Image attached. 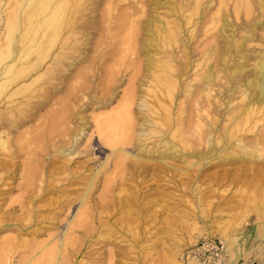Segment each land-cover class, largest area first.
<instances>
[{"label": "rangeland", "instance_id": "rangeland-1", "mask_svg": "<svg viewBox=\"0 0 264 264\" xmlns=\"http://www.w3.org/2000/svg\"><path fill=\"white\" fill-rule=\"evenodd\" d=\"M20 1L0 0V38L4 11ZM160 1L164 3L81 1L77 35L70 40L74 45L63 52L68 56L65 68L85 72V90L73 96L71 124L60 129L55 142L46 143L54 161L44 166L46 193H35L33 202L28 201L16 186L21 168L14 174L15 166L0 167V264H26L62 236L66 216L71 217V207L79 204L89 177L98 171L90 191L91 217L65 248L59 245L39 264H186V253L204 237L202 230L235 238L232 246L227 242L230 254L223 264H264V96L254 88L255 70L264 55V6L251 0L249 16L242 5L245 0H224L229 14L225 23L224 14L220 19L218 13L221 0ZM197 1L201 9L193 18L189 8ZM40 10L38 3L27 10L25 27L32 26ZM122 15L129 18L124 27ZM207 69L214 78H207ZM42 78L28 93L0 95V137L12 147L25 129H16L13 120L30 101L45 99L47 76ZM37 89L41 94L34 92ZM31 94L34 98L28 97ZM50 108L41 113L47 115ZM117 112L126 130L124 146L132 157L113 173L118 155L106 161L107 150L95 134L98 123ZM237 117L239 124L228 137L227 129ZM198 124L203 128L200 137ZM91 133L95 134L90 138ZM60 146L66 150L55 153ZM233 149L248 158L230 155ZM0 159H9L1 148ZM112 174L113 189L104 194L102 183ZM13 185L12 192L4 193ZM64 199H74L70 208L54 212Z\"/></svg>", "mask_w": 264, "mask_h": 264}, {"label": "bare ground", "instance_id": "bare-ground-1", "mask_svg": "<svg viewBox=\"0 0 264 264\" xmlns=\"http://www.w3.org/2000/svg\"><path fill=\"white\" fill-rule=\"evenodd\" d=\"M81 1L82 0H21L17 4V6L12 7V9H10L9 11H8V7H7V9L4 11V13H6L5 14L6 18L2 19L4 31L1 32L2 36L0 38V66H1V68H3V71H1V74H3V78H0V95L2 93H4L7 97L11 98L12 96L17 95L19 93H22V94L28 93L30 90L33 89L32 85L36 87V82L39 79H41L43 76H47V79H45V83L48 85L46 88V92L44 91V94L45 93L46 94H45V96H43V97H45V99L44 100L39 99L36 101L34 100L33 102L30 101L31 103L29 102L27 104V106L25 105L26 106L25 108L21 109L20 117L17 120H13V124H14V127L16 129L25 128L19 132V135L16 138L17 141H16L15 145L12 147L9 144L8 139L2 140V138L0 137V148L4 150V154H6L7 157L9 158V159H0V167L2 166L3 168H5L6 166H12V167L15 166L12 170L15 172L14 174H18L17 170H19L21 168L19 171L20 172L19 178L21 181L16 186L18 187L19 191H21V193L23 194L22 196H25L24 194H27L28 201H30V202H33L35 193H37L39 196L41 194L46 193V191H47L46 177H45L46 174L44 173L45 172L44 166H48L49 163L51 161H53V157L51 156V153L48 152V150H46V148H45L46 143L49 141L55 142L56 140L54 138L56 137V135L57 136L59 135L58 132L60 131V129L63 128L67 123H70L69 121L73 120V119L69 120V117L71 116V113L73 112V110L71 111V109H72L71 102L75 101L73 96L75 95L76 91L80 92V91L85 90L84 85L82 83L83 81L81 80L82 78H84L85 72L84 71L83 72L82 71H75L74 72V69H72L70 67L65 68L67 65L68 56L66 57V52H63V49H69L70 45H74V44H72V42H70V40H74V38L77 35V29L76 28H77L79 13L81 12V8L79 7L81 4ZM259 1L261 2V5L263 7L264 6V0H259ZM156 2L157 3H161V2L164 3L163 1H160V0H156ZM5 3H6V1H5ZM35 3L40 4V7L42 10H40L41 12L38 13L37 17L35 18V21L34 22L32 21L33 22L32 26L27 28L29 25L27 27H25L26 25H25L23 19L25 18L26 13H28L27 10ZM235 4H233V7ZM242 5H243V8L245 10V13L250 16L252 9H253L251 0H245L242 3ZM189 9L191 11V15L194 18L195 14H197L199 12V10L201 9L200 2L197 1L193 5V7H190ZM123 11H124V9H123ZM124 12H126V11H124ZM44 13H45V15H43ZM128 13L130 14V12H128ZM128 13H127V16L129 15ZM218 13H219V15H221L220 19L223 18L222 15L224 14L223 20L225 21V23H227L229 14L226 11L224 0H221V2H220V5L218 7ZM139 15L140 14H138L137 17H139ZM103 16H104V14H103ZM127 16H125V15L121 16L120 27H124L125 24L127 23V18H128ZM129 16H131V14ZM192 16H190V17H192ZM28 17H29V15H28ZM150 18H152V17H150ZM128 27H129V25H128ZM132 27L135 30V26L133 25ZM124 32H126V31H124ZM120 34H121V30H120ZM126 38L127 37H125V39ZM134 38H135V36H134ZM25 39L26 40L28 39V41H26ZM121 41H122V39H121ZM134 41H136V40H134ZM149 43H151V42H149ZM124 44L125 43H123V45ZM131 45H132V43H131ZM120 49H121V47H120ZM130 50H131V48H130ZM225 50H224V52H225ZM122 51L125 52L126 49H123ZM80 55H81V53H80ZM120 56H122V55H120ZM120 59H122V57H120ZM71 65H73V64H71ZM134 65H136V64H134ZM56 66H59L60 68L58 69ZM43 68H44V71H41V70H43ZM110 68H111V66H110ZM146 68H147V66H146ZM137 69H138V67H137ZM236 69H237V67H236ZM236 69H234V70H236ZM237 70L234 72H237ZM90 71H92V69ZM255 72H256V75H255V80H254L255 81V87L254 88L258 89V92L261 94V96L262 95L264 96V55L262 56V58L258 62L257 70H255ZM204 74L206 75V73H204ZM109 77H111V76H109ZM214 77H215V73L213 71H209L207 78L211 79ZM66 89H67V91H66L67 95L59 98L58 95H60L61 92H63V90L65 91ZM132 90H133V88H132ZM34 92L36 94H41L40 89H37ZM34 96H35L34 94H31L28 97L34 98ZM128 97H130V96H128ZM54 105H57V107L54 108L53 107ZM48 106H50L52 108H50L47 111V113H48L47 115H43L41 112L44 111ZM77 108H78V106H77ZM116 109L118 111V108H116ZM131 111H132L131 110V103H128L127 104V112H128L127 118H128V120H130V122H131V117H130ZM42 117H44V119L42 121H39L40 118H42ZM122 118L123 117L121 116L120 112H117L115 114V116L112 115V116L107 117L103 124L98 123V126H97L98 132L96 134L94 133L95 136L99 139V141L103 145L104 150L105 151L107 150V152H106L107 154L105 155L106 161L109 160V157L113 153H117L116 155H118V160L115 163V167L112 171L113 173L116 172L117 168H120L122 165L124 166L126 159L129 156L132 157V155L129 154V152L126 150V148L124 146V144L126 143L125 138H124L126 130H125V126L122 123L123 122ZM36 121L37 122L39 121L37 123L36 127H33V126L28 127V125L30 123L32 124ZM131 124H127V143L129 141L128 132L131 129ZM238 124L239 123H238V117H237L234 119V121L231 123V125H229V128L227 129L226 135L228 137L234 133L233 132L234 127H237ZM83 127H81V128H83ZM196 130L198 133L197 137H200L201 133L203 131L202 125L198 124L196 126ZM94 134L91 133L90 138L92 136H94ZM73 137H75V136H73ZM6 138H7V135H6ZM73 139H75V141H77V138H73ZM189 140H191V139H189ZM189 142L192 143V140ZM72 144H74V143H72ZM61 149L66 150L64 147L60 146L57 149H55L54 151L56 153V151H60ZM71 149H69V150H71ZM51 150H52V148H51ZM62 152H64V151H62ZM71 152H73V151H71ZM165 153H167V152H165ZM251 153H252L251 154L252 157L257 156L255 154V151H252ZM229 154L230 155L232 154L234 157L240 158V159L248 158V155H245V152L244 153L237 152L235 149H233V151H231ZM68 155H70V154H68ZM64 156H66V155H64ZM71 156H73V155H71ZM161 156H163V154ZM233 156H231V158ZM71 159H69V160H71ZM157 160H159V159H157ZM130 161H132V160H130ZM152 161H153V159H152ZM56 163H58V162H56ZM161 163L169 164L165 160H162ZM104 165L106 166V164H104ZM202 165H204V163ZM102 166H103V164H102ZM172 168H174V167H172ZM43 170H44V172H43ZM120 173H122V172H120ZM98 174H99V171L92 174V176L89 177V180L87 182V186L84 189L83 194L80 195L79 198L77 197L79 204L77 206H75L74 203H76V202L73 203L75 208L72 210V207H71V212L73 211V213H72L70 218H67V216H66L67 227H66V229H63L62 236H60L57 239L53 238L52 241H50L52 243L50 246H48V244H50V243H48L47 245H44L40 249L39 255H37L38 253H36L35 255H33L29 259V261H27V263L33 262V264L34 263L39 264L45 256L52 255L57 250H59L61 247L65 248L68 245V243L70 242V240L72 239V236H74V234L76 232H79L80 227H82L86 224V221L92 215L91 214V206L89 203L90 191H91L92 187L95 186L97 183ZM121 175L123 176L124 174L122 173ZM115 177H116V174H114V175L112 174L111 177L106 178L105 181L103 180L104 184L102 183V186H103L102 192L104 194H109L112 191V189H113L112 185L114 183ZM56 178H55V180H56ZM119 181H121V180H119ZM10 184H11L10 182L6 183V185H10ZM63 186L64 185H60V186H58V188L61 190V189H63ZM14 189H15V185L8 186V188H6V190H4V193H10ZM43 198H45V197H43ZM62 198H60V199H62ZM74 199L59 200L58 206H55L53 208V211L56 212V211H58L57 209H61V210L67 209L68 210ZM48 201H49V199H48ZM37 205H39V204H36V206ZM67 212H70V211H67ZM219 228H221V227L219 226ZM201 232H202V235L204 236L201 240L211 236L210 233L204 232V230H202ZM225 239L227 240V241L225 240L226 243L229 241L230 245L232 246L235 238H232L230 235H227ZM40 244H42V243L40 242ZM40 244H38V245H40ZM59 245L61 246L60 248H59ZM228 248L229 247L227 245V249ZM229 254H230V252L228 249L227 256L225 258V262L229 258ZM22 259H23V257H22ZM186 259H187L186 264H197V262L193 256H188V257H186ZM180 264H182V263H180Z\"/></svg>", "mask_w": 264, "mask_h": 264}, {"label": "built area", "instance_id": "built-area-1", "mask_svg": "<svg viewBox=\"0 0 264 264\" xmlns=\"http://www.w3.org/2000/svg\"><path fill=\"white\" fill-rule=\"evenodd\" d=\"M227 243L220 235L207 237L186 253L193 256L197 264H223L227 256Z\"/></svg>", "mask_w": 264, "mask_h": 264}]
</instances>
